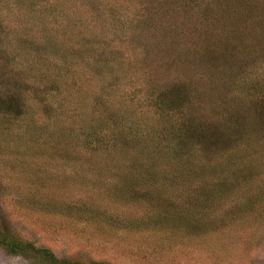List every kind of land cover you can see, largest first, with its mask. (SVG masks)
Masks as SVG:
<instances>
[{"label":"rangeland","instance_id":"obj_1","mask_svg":"<svg viewBox=\"0 0 264 264\" xmlns=\"http://www.w3.org/2000/svg\"><path fill=\"white\" fill-rule=\"evenodd\" d=\"M0 51V97L19 111L0 115L3 231L74 264H264V0H0ZM174 86L187 102L158 114ZM186 116L202 144L192 160L188 144L186 175L163 178L175 192L141 172L128 189L135 158L146 174ZM121 187L126 199L96 203L113 220L171 210L212 225L185 235L110 226L101 238L26 202L55 209ZM0 264L38 263L0 248Z\"/></svg>","mask_w":264,"mask_h":264},{"label":"trees","instance_id":"obj_2","mask_svg":"<svg viewBox=\"0 0 264 264\" xmlns=\"http://www.w3.org/2000/svg\"><path fill=\"white\" fill-rule=\"evenodd\" d=\"M35 7V5H33ZM105 8H107L105 6ZM112 11L114 12V7H111ZM109 11V7H108ZM110 15H113L115 13H112L109 11ZM28 41V40H27ZM34 42V41H33ZM35 43V42H34ZM29 46H32L35 49L37 48V44H30L26 43ZM2 49V48H1ZM2 52V51H0ZM4 55V52H3ZM85 58L84 55H81ZM111 63V62H110ZM110 63L106 61V63L103 65L104 68H107ZM139 65V64H138ZM139 68L138 71L144 69V66H134V63H130V68ZM107 71V69H105ZM136 74H140V72H136ZM146 96H150L152 92L145 90ZM172 97L170 100V104L167 105L165 102L166 95L164 96L161 106L157 108L158 114H163L166 112L165 106L168 108V111L170 112L171 109L174 107L181 106L187 102L186 99V91H184V88L182 87H173V90L171 92ZM1 96V95H0ZM16 98L10 97L9 101L7 102V99H3L0 97V115L2 114L4 117H8L10 119V116L12 113L18 114V110H15V102ZM166 116V115H165ZM187 117V121L183 123V126L180 129H176L174 133H171L168 136H163L162 141H166L167 149L165 151L161 148H158L156 155H158V158L153 162L151 167H146V175L145 171L142 169L144 167H141L140 164L136 165L138 162L137 157L134 159L135 163L131 166V174H132V181L128 182L129 178L127 177V172L125 175L126 182L128 189H136L137 185L139 184L138 172H141V179L149 181V178L151 180H156L160 190L163 194H172L175 192V189L170 185V187L165 188L163 178L167 179V173H171L173 175L177 176H183L186 175L189 170V167L186 165L188 162V158L186 157L185 150L188 148V144L192 145V148L194 152H191V159H196L197 152L195 151V146L198 145V143L202 144V141L198 139V136L201 137L203 132L201 129L197 127L198 124L195 123V119L193 117ZM258 117L261 123H264V104L260 105L259 111H258ZM127 122V121H126ZM240 122V121H239ZM170 124V123H169ZM234 125L235 131V124L237 122L232 123ZM240 126V125H239ZM138 128H140L138 126ZM240 130V131H239ZM239 134V136H236L235 140L233 141V144H236L235 146L238 147L240 144L237 145L238 142H240L239 138H246V134L242 129H238L236 134ZM245 134V135H244ZM204 138V136L202 137ZM246 140V139H242ZM254 141V140H253ZM254 143V142H253ZM128 155V153H127ZM111 156V154H110ZM154 157V158H155ZM132 163V160L129 162ZM157 163V164H156ZM193 163V162H192ZM195 164V163H193ZM196 165V164H195ZM100 171H105L102 168L98 167ZM101 173L98 172V175ZM108 175V174H107ZM111 177V176H109ZM147 177V178H146ZM101 178H105V176H102ZM111 181H107L109 183ZM105 183V182H104ZM102 193H100L99 199L97 200L95 197H91L89 200H85L83 197H79L76 203H70L68 204H56V208H51L49 203L46 202L45 199L42 197H39L37 195H29L26 202L28 205L33 206V211H39L43 214L47 212H51V215L53 214H61L65 216L66 218L70 220H78L77 222L82 223V225L89 231V233L92 236H100L101 238H109L113 236H104L109 233H113V230L110 226H113L115 230L121 229L124 231L127 230H141V229H152L155 228H163L167 229L168 231H172L174 229H180L182 232H184V235L187 233H203L206 228L199 227L198 223H209L210 226L212 225L211 221H207L209 218H196L191 219V215L188 214L189 211L186 213V215L170 212L171 210H165V212H160L156 210H150L146 213H138V210L135 211V213H129L128 217H126V212L121 213L119 215L118 219H112L113 216L109 213H107L105 210L102 209H96V203H100L102 201L101 198H106L107 200L120 202L123 199H126L124 195V187H121L120 192H111L108 193L106 189H101ZM138 191V190H137ZM136 191V192H137ZM132 190H129L127 194H132ZM135 192V193H136ZM264 192V191H262ZM206 194V193H205ZM203 196V195H202ZM101 197V198H100ZM190 202H192L191 197ZM204 198V197H203ZM197 202V200H195ZM113 203V202H112ZM198 203V202H197ZM167 207V206H166ZM168 208V207H167ZM189 215V216H188ZM232 219H236V221L232 222H239L241 219L236 217H231ZM230 217L227 219L230 221L232 220ZM203 225V224H202ZM108 226V227H107ZM107 227V229H106ZM118 227V228H117ZM209 230V229H208ZM206 234V233H205ZM0 248L9 255H22V256H28L32 259H34L38 264H74L72 261H69L68 259H59L57 258L50 250L45 248H37L32 244L26 243L20 238H16L12 236L11 234L6 233L0 228ZM96 264V263H94Z\"/></svg>","mask_w":264,"mask_h":264}]
</instances>
